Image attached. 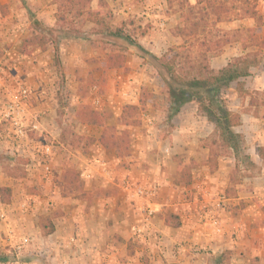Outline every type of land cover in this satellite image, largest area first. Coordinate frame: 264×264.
I'll use <instances>...</instances> for the list:
<instances>
[{"label": "crops", "instance_id": "crops-1", "mask_svg": "<svg viewBox=\"0 0 264 264\" xmlns=\"http://www.w3.org/2000/svg\"><path fill=\"white\" fill-rule=\"evenodd\" d=\"M65 1L0 0V43L12 44L8 52L13 56L22 39L32 35L35 18L48 27L60 28L54 43L35 47L40 61L32 68L36 79L33 75L24 79L32 91L33 109L43 131L56 135L51 117L55 115L53 86L58 85L59 65L63 82L71 90L83 83L102 85L101 93L94 86L96 104L101 101L116 117L123 105H139L140 91L146 87L151 94L140 120L147 115L160 123L148 133L143 121L140 126H130L132 140L126 156H117L113 148L105 149L97 141L85 149L61 142L52 176L36 181L38 193H30L6 172L0 155V187L11 189L10 201L0 200L6 212V218L0 220V253L7 255L8 262L14 260L9 253L22 252L16 248L33 250L37 246L48 259L67 264H264V161L256 151L264 146V101L255 97L256 91L264 90V45L251 42L250 28H256L255 19L245 16L219 22L220 27L233 29L235 37L209 59L211 68L218 70L234 57L259 54L250 74L239 79L242 91L234 82L229 88L231 94L226 95L228 107L240 113L241 122L234 130L243 135L260 166L252 174L239 175L232 185L233 156L218 157L213 169L207 164L209 148L202 140L212 134L214 123L195 103L188 102L171 117L168 135H160L167 114L154 106L159 89L154 83L155 76L159 77L157 72L153 75L155 68L133 47L126 49L121 65H113L118 61L108 59V55L116 50L104 46V57L103 46L98 44V39L108 40L103 37L106 33H97L99 27L93 21H83L86 12L76 14L75 3L66 9ZM196 1L187 0L192 5ZM84 9L99 10L100 15L107 12L104 20L110 28L123 26L124 35L157 56L180 41L174 29L182 25L183 10L173 0H88ZM256 9L262 14V39L264 0ZM60 17L78 25L64 26L70 23L62 24ZM55 47L58 66L53 61ZM13 56L4 60L7 68L0 72L10 82L20 79V63ZM101 130L100 126L99 135ZM61 150L67 151L71 167L78 170L83 182L78 193H70L62 182L65 159ZM184 165L193 166L186 175ZM82 169L89 173L87 178L81 177ZM135 186H153V191L145 198L137 197ZM221 196L226 200L223 207L213 210L222 227V233L216 234L209 213ZM146 205L154 211L148 218ZM167 213L178 217V226L164 222ZM41 215L49 216L54 225L49 234L41 231ZM23 238L28 239L25 244H21Z\"/></svg>", "mask_w": 264, "mask_h": 264}, {"label": "trees", "instance_id": "trees-1", "mask_svg": "<svg viewBox=\"0 0 264 264\" xmlns=\"http://www.w3.org/2000/svg\"><path fill=\"white\" fill-rule=\"evenodd\" d=\"M235 0H197L195 4L187 2V12H183L182 25L174 29V34L185 38L181 44L170 46L166 52L157 56L145 50L136 40L123 34L120 27L110 28L104 18L105 14L100 15L99 10L84 9L88 0H66L65 8L68 9L70 3L77 5L76 14L82 15L86 12L85 20L93 21L99 28L97 33H106L109 41H113V50L108 59H119L113 65H121L124 58V52L128 47H133L138 54L150 62L157 70L158 76L162 80L166 90L167 100V119H171L180 108L188 103L193 102L197 105L198 110L215 125L214 131L209 136L206 146L209 148L207 159L208 164H216L217 158L224 155L226 149L234 151L235 157L238 152L243 151V158L253 161L254 157L248 153L244 144V137L241 133L236 132L234 127L241 122L240 113L233 111L228 107V100L224 91L229 89L236 82L238 89L242 87L240 78L250 74V67L258 63L257 54H246L237 56L223 68L215 70L211 68L209 59L217 53V49L228 42L226 39H212L208 37L211 28H215L221 21L230 19V12L234 8ZM239 2L238 10L241 11L237 18L249 16L262 22V18L255 8L256 0H237ZM84 9V10H83ZM105 15V16H104ZM63 21V17H60ZM70 23V22H64ZM32 35L26 42L42 46L45 43H54L55 37L59 38L60 28L48 27L36 18L32 21ZM41 30L37 33L34 30ZM208 29V30H207ZM218 28H216L217 30ZM37 31V30H36ZM203 35V36H202ZM202 36V37H201ZM208 37V38H207ZM200 41L203 45L197 51L191 50L193 41ZM212 43V47L209 46ZM116 46V47H115ZM55 64L59 65L57 48L55 47ZM212 51V52H209ZM143 101V100H142ZM141 102V100H140ZM140 108L137 104H125L122 106L118 123L122 126L118 129L115 124H107L111 118V113L104 110H98L85 106L80 109L76 117L79 122L86 124H95L101 126L100 135L95 138L91 136H77L78 141L85 140L86 145L98 142L105 149L113 148L117 156H126L129 154L130 133L128 126L137 122L134 116L137 115ZM257 155L264 161V146L256 148ZM238 162H235L237 167ZM250 164V163H249ZM254 167V163L252 164ZM238 178L231 176L230 183L234 185ZM62 182L66 190H82V181L79 180V172L74 168H66L62 175ZM231 190V187L226 191ZM11 189L7 186L0 187V200L3 203L9 202ZM164 222L167 225L178 226V217L173 214H165ZM43 234H49L54 230L51 218L41 215L38 220ZM9 261L6 254L0 253V262L6 264Z\"/></svg>", "mask_w": 264, "mask_h": 264}, {"label": "rangeland", "instance_id": "rangeland-1", "mask_svg": "<svg viewBox=\"0 0 264 264\" xmlns=\"http://www.w3.org/2000/svg\"><path fill=\"white\" fill-rule=\"evenodd\" d=\"M173 1H175V3H177V4H179L180 8L186 14V12L188 11L187 10V0H173ZM260 1L261 0L255 1V8L257 7V5L259 4ZM233 4H234V8L230 12L231 17L229 20H226V21H232L233 19H236L237 18L236 16L241 13V11H239L237 9L239 6V2L237 0H235L233 2ZM258 14L262 18V14H260L259 12H258ZM254 19H255L257 26L255 29L253 27L250 28L251 34L253 36L251 38V42L252 43L253 42L254 43H260L261 45H264V38L260 39L261 33H260V29H259V25H261L263 23V21L261 23H258L259 22L258 19L257 18H254ZM72 25H73V28H76V26L78 25V22L73 21L70 23V25H64V26L68 27V26H72ZM25 28H27V27L24 26L23 29H25ZM121 28L123 29V26H121ZM216 28H218V29L216 30ZM28 29L31 30V27H29ZM36 30L38 33L43 32V31L38 30V29H36ZM208 31H209V33L207 35L209 38L211 37L212 39H220V40L226 39L229 42L235 37V33L233 32V29H226V28L220 27L218 24L215 28H213V29L211 28ZM29 34L22 39V44L20 47H17V49L14 53V56L12 55V53L10 54L8 52L9 47L12 44L8 45L6 43L5 44L0 43V72L2 71L3 68H7L4 60L5 59L10 60L12 58L11 56H13L17 60L16 62L20 63L19 64L20 70L18 71V74L20 77L19 80H24L25 78H28V76H30V75L31 76L33 75L34 79H36V73L32 68H34V69L37 68L36 64H38L40 62L38 60V57H37L39 52L36 50L35 44L26 42L27 39L29 38L28 36H30ZM176 36H178V35H176ZM178 37L180 38V41L177 44L183 43L185 38H182L181 36H178ZM97 38H99V36ZM98 40H99L98 44L100 43V46H103L101 49V52L103 53V55L105 57L107 53L104 52V49H103L104 46H106L107 49H109L110 47L113 49L114 42L112 40L111 41H109V40L105 41L103 39H98ZM199 42L200 41L196 40L190 44L192 51H197L200 48L204 47L203 45H200ZM177 44H173V45H177ZM173 45H171V46H173ZM211 45H212V43H209L210 47H212ZM222 47L221 48L219 47L217 49V53L222 49ZM209 52H212V51H209ZM255 54H257V53H255ZM258 55L259 54H257V57H258ZM55 59H56V57L54 56L53 57L54 62H55ZM118 60L119 59H115L113 61H118ZM144 62H147L149 65H152L146 59H144ZM13 68H11L12 69L11 73L13 75H16L17 71L14 70ZM125 70L126 69H123V72ZM151 71H152V69H151ZM156 72H157V70L155 68V73H153L154 76L156 75ZM56 75L58 76V85L53 86L54 87L53 99L55 100L53 106L55 108V115L53 114V116L51 117L53 122L55 121L54 128L56 129V135L51 136L49 133H46V131H43L44 135L47 138H50L52 140H58L60 142H64L65 146H66V144H70L72 147H81L82 149H85L87 146H89V145H86L84 143V142H86L85 140L78 141L77 136L81 135V136L95 137V135H99L100 126H97L95 124H93V125L92 124H86V123L80 124V123H77L78 120L75 121L77 112L80 109H83L85 106H90L94 109L104 110L106 112H110L111 118H109L107 120V124H115L118 129L122 128V126L118 123L119 116H117V117L114 116L112 111L108 107L106 108L105 106H103L104 104H102L101 101L96 104V96H95L96 92H95L94 86L97 87L98 92L101 93L102 92V89H101L102 85L98 86L97 83H90V84L89 83H83L82 85H78L77 88H75V90H71V87L65 85L63 82L62 76L64 75V73H63V70H62L60 65L56 68ZM154 83H155V86L159 87L158 92H157V97H156V103H154V106L157 109H162V108H163V110L165 109V112L167 114V107H166V102H165V99H166V93H165L166 90L165 89L166 88H165L162 80L160 79V77H158V79H156V76H155V82ZM101 84H102V82H101ZM239 87L240 86H238V91L241 92L242 87L241 88H239ZM74 92H76V93L74 94ZM150 94L151 93L147 91L146 87H144L140 91L139 100H141V102L138 105L140 110L137 113V115L134 116L136 118L137 122L135 124L128 126L129 133H130V129H129L130 126H136V125L140 126V125H142L143 122L145 125L144 126V129H145L144 132H146V130H147V133L149 132V129L153 130L156 128L157 125L159 126L160 122L158 120L156 121V119L154 120V118L147 116V115H144L143 120H140V113L142 110H145L146 104L149 103L148 99H149ZM227 94H231V89H227L226 91H224V95L226 96ZM255 97H256L257 101H259V102L264 101V90L261 92L256 91ZM226 98L228 100L227 96H226ZM148 121H150V123H148ZM171 125L172 124L170 123V120L167 119L164 126L162 127V130H161L162 132H160V135H162V136L168 135V133L170 132V126ZM131 136L132 135L130 133V143L132 140ZM209 136H207L206 138H204L202 140V144L206 145V141L208 143ZM95 138H97V137H95ZM244 144H245V141H244ZM245 148H246V151L248 153H250L248 151L246 145H245ZM129 151H130V145H129ZM59 152H60V150H59ZM61 153H64V159H65V161L63 162L65 164L64 169L74 168V167H71L72 165H70L72 163L69 160L70 158H67V154H68L67 151L61 150ZM242 154H243V151L241 150V152H238L237 157H235L234 151H232L230 149H226L224 155H221V156H226V157L233 156L235 158V162L236 161L238 162L237 167H235V165H234V168L232 169L230 176H235L236 178H238L239 175L252 174L256 170H258V168H260V166H258V164H257V160H256L257 158L255 159L253 154H252V156L254 157V159H252L253 161H251V162H252V164L254 163V167H252L249 159L243 158ZM1 156H3V155H1ZM1 160L4 163L5 171L7 173L15 176L16 179L20 183H23L25 188L30 193L33 194V193L40 192V189H38L36 187L37 186L36 181L41 180L44 182L45 180L39 178L36 175L35 176L27 175V173H25V171L21 165L22 161L20 159L12 158L9 156H3V158H1ZM65 162H67V163H65ZM208 165H209L210 169H213L216 166V164H208ZM55 166H56V164L54 165V169H55ZM190 168H193V166L192 165H184L183 166L182 172L184 173V175H186V173H188V170H190ZM82 188H83V182H82ZM73 191L76 193L80 192L79 190H72V191H70V193H72ZM146 206H148V205H146ZM24 248L25 247L23 246L19 249V251L22 250V252H20V253L19 252L13 253V254L9 253V256L11 258H13L14 261L34 262V263H38V264H46L47 263L46 255L41 253L42 250L40 248H38L37 246H35L33 250L32 249H24ZM30 250H32V251H30Z\"/></svg>", "mask_w": 264, "mask_h": 264}, {"label": "built area", "instance_id": "built-area-1", "mask_svg": "<svg viewBox=\"0 0 264 264\" xmlns=\"http://www.w3.org/2000/svg\"><path fill=\"white\" fill-rule=\"evenodd\" d=\"M33 107L32 91L25 80L10 82L0 75V155L20 159L27 175H36L46 180L54 172L55 157L61 149L62 143L44 135L39 116ZM80 174L82 178L89 176L85 169L80 170ZM134 191L137 197L144 196L143 198H145V196L151 194L153 186L149 188L135 186ZM225 201L224 196L219 197L213 202V209L209 213L212 214L210 224H212L216 234L222 233V227L218 217L213 216V210L223 207ZM153 212L149 206H146L147 218ZM5 218L6 212L0 206V220ZM8 232L11 233V230ZM27 241V238H23L21 244H25ZM16 249L19 250L20 248ZM43 254L45 255V253ZM46 260V264H67L63 260L61 262H55L48 258ZM6 264L38 263L12 260Z\"/></svg>", "mask_w": 264, "mask_h": 264}]
</instances>
